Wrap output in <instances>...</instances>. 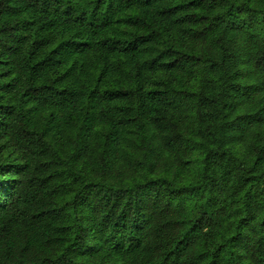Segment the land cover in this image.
<instances>
[{"label": "trees", "instance_id": "obj_1", "mask_svg": "<svg viewBox=\"0 0 264 264\" xmlns=\"http://www.w3.org/2000/svg\"><path fill=\"white\" fill-rule=\"evenodd\" d=\"M0 264H264V0H0Z\"/></svg>", "mask_w": 264, "mask_h": 264}]
</instances>
